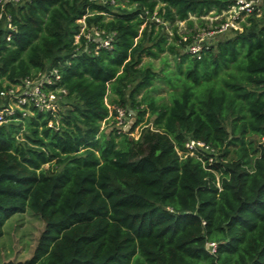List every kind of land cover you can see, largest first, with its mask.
<instances>
[{
  "label": "trees",
  "instance_id": "obj_1",
  "mask_svg": "<svg viewBox=\"0 0 264 264\" xmlns=\"http://www.w3.org/2000/svg\"><path fill=\"white\" fill-rule=\"evenodd\" d=\"M115 3L1 9L0 108L12 84L52 68L46 89L66 92L58 120L16 109L0 123V237L15 213L44 223L28 258L0 264H264V7L196 57L175 23L234 0ZM162 54L170 70L142 62ZM159 78L168 103L151 94ZM110 105L133 111L129 127L103 131ZM188 139L213 152L190 155Z\"/></svg>",
  "mask_w": 264,
  "mask_h": 264
},
{
  "label": "rangeland",
  "instance_id": "obj_2",
  "mask_svg": "<svg viewBox=\"0 0 264 264\" xmlns=\"http://www.w3.org/2000/svg\"><path fill=\"white\" fill-rule=\"evenodd\" d=\"M111 2L114 0H110ZM126 0H116L115 4L124 5ZM254 4L256 5L258 13L256 16H259L262 12V7H264V0H254ZM233 8H227L221 10L217 13L214 9L208 10L205 14L201 16H196L194 14L189 15V20L191 24L188 23L186 20L177 21L175 25H177V32L184 34H192V36H203L204 41L208 42H216L220 36L219 33H213L216 27H218L224 20L232 19V11ZM246 16L243 15L239 20L238 24L241 25V22H246ZM78 23L81 25V32H85L86 35H98V31L91 29L89 32L84 30V22L82 19L78 20ZM171 25L167 22L165 24V29L171 35ZM212 32V33H210ZM228 32V31H227ZM225 32L224 34L227 35L228 33ZM210 33V34H209ZM184 38V36H183ZM78 39V35L76 36ZM150 58L148 56H143L142 62L144 63H151L153 68L156 71H159L163 66L170 70L173 67V62L169 56V60L167 65L165 66L161 57ZM169 87L167 83L162 80L161 78L156 79L154 85L151 88V94L154 95L159 101L169 102ZM112 109L113 106H109ZM126 112L123 115V122L113 123L112 118L102 123L103 131L107 132L113 126L118 127L120 129H126L129 127L131 122L134 120L132 116L129 114H133L131 110H126V107L122 108ZM120 109V110H122ZM113 116V113H112ZM141 126H137L132 133H130L134 138L139 136ZM254 140L258 138L252 136ZM47 166V165H45ZM44 228L43 221L38 217V215L34 214L33 212L27 210L23 213H15L11 215L3 225V235L0 237V262L5 260H23L28 258L33 251L34 245L36 243L37 237L39 233Z\"/></svg>",
  "mask_w": 264,
  "mask_h": 264
},
{
  "label": "built area",
  "instance_id": "obj_3",
  "mask_svg": "<svg viewBox=\"0 0 264 264\" xmlns=\"http://www.w3.org/2000/svg\"><path fill=\"white\" fill-rule=\"evenodd\" d=\"M26 0H0V19L2 18V10L6 3L17 5ZM229 8H233L232 19L224 20L218 27L215 28L213 33L224 34L228 29H234L241 31L242 25L239 26L238 22L243 15H249L256 8L254 0H234V4ZM8 21L7 26L11 27L9 23V15L6 17ZM212 33V32H210ZM209 33V34H210ZM212 33V34H213ZM111 35L101 38L99 45L108 46ZM208 41H204L203 36H193L192 43L187 46V51L191 54L199 57L204 47L208 46ZM60 79V73L57 68H52L49 71L39 72L34 77L26 76L16 84H12L7 90V103L0 108V123L7 121L8 115H11L18 109L21 112V116H25L31 113V109H37L40 111H46L51 113L58 120V111L62 108L61 95L65 93V89L59 88L56 91L46 89L47 85L53 84ZM4 94V92H1ZM123 107H114L113 119L114 123L123 122L122 118L125 110ZM122 109V110H120ZM187 153L190 155H199L201 152H207L211 154L213 148L209 147L203 141L188 139L185 142ZM181 154V151H178ZM209 161H212V157H208ZM207 250L212 253L215 250L214 242H207Z\"/></svg>",
  "mask_w": 264,
  "mask_h": 264
}]
</instances>
